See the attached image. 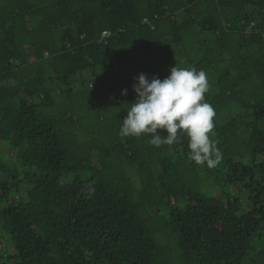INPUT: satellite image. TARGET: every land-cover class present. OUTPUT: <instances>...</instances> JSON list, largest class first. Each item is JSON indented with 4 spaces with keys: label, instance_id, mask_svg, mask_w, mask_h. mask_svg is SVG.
<instances>
[{
    "label": "trees",
    "instance_id": "1",
    "mask_svg": "<svg viewBox=\"0 0 264 264\" xmlns=\"http://www.w3.org/2000/svg\"><path fill=\"white\" fill-rule=\"evenodd\" d=\"M262 34L264 0H0V264H264ZM175 64L207 75L214 168L119 134Z\"/></svg>",
    "mask_w": 264,
    "mask_h": 264
},
{
    "label": "clouds",
    "instance_id": "2",
    "mask_svg": "<svg viewBox=\"0 0 264 264\" xmlns=\"http://www.w3.org/2000/svg\"><path fill=\"white\" fill-rule=\"evenodd\" d=\"M169 75L160 79L141 73L134 77V102L126 110L119 134L141 137L151 134L148 144L159 148L174 145L186 138L187 158L199 166L216 167L222 152L211 139L214 129V107L205 100L209 81L204 70L172 66ZM127 89L122 90L126 95ZM158 129L166 135L158 134ZM94 189L89 190V194Z\"/></svg>",
    "mask_w": 264,
    "mask_h": 264
},
{
    "label": "built area",
    "instance_id": "3",
    "mask_svg": "<svg viewBox=\"0 0 264 264\" xmlns=\"http://www.w3.org/2000/svg\"><path fill=\"white\" fill-rule=\"evenodd\" d=\"M142 23H143V24H147L148 21H147V20H143ZM252 26H253V24L251 23V24L249 25V27L247 28V31H249L250 28H251ZM108 37H109V33H107V32H102V33L100 34V36L98 37V43L103 42V41L106 40ZM261 37H262V40H264V34H262Z\"/></svg>",
    "mask_w": 264,
    "mask_h": 264
},
{
    "label": "rangeland",
    "instance_id": "4",
    "mask_svg": "<svg viewBox=\"0 0 264 264\" xmlns=\"http://www.w3.org/2000/svg\"><path fill=\"white\" fill-rule=\"evenodd\" d=\"M130 178H131V180L134 181V182L137 181V176H136L135 174H131V175H130ZM262 243H264V237H263Z\"/></svg>",
    "mask_w": 264,
    "mask_h": 264
}]
</instances>
